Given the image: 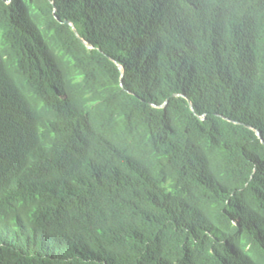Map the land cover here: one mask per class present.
I'll list each match as a JSON object with an SVG mask.
<instances>
[{
    "label": "trees",
    "instance_id": "trees-1",
    "mask_svg": "<svg viewBox=\"0 0 264 264\" xmlns=\"http://www.w3.org/2000/svg\"><path fill=\"white\" fill-rule=\"evenodd\" d=\"M0 264H264V0H0Z\"/></svg>",
    "mask_w": 264,
    "mask_h": 264
}]
</instances>
